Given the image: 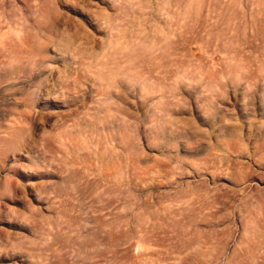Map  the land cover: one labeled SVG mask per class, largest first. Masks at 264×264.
Listing matches in <instances>:
<instances>
[{
    "label": "rangeland",
    "instance_id": "rangeland-1",
    "mask_svg": "<svg viewBox=\"0 0 264 264\" xmlns=\"http://www.w3.org/2000/svg\"><path fill=\"white\" fill-rule=\"evenodd\" d=\"M0 54V264H264V0H0Z\"/></svg>",
    "mask_w": 264,
    "mask_h": 264
},
{
    "label": "bare ground",
    "instance_id": "bare-ground-1",
    "mask_svg": "<svg viewBox=\"0 0 264 264\" xmlns=\"http://www.w3.org/2000/svg\"><path fill=\"white\" fill-rule=\"evenodd\" d=\"M3 36V35H2ZM19 38V37H18ZM8 40V39H7ZM0 56H1V54H0Z\"/></svg>",
    "mask_w": 264,
    "mask_h": 264
}]
</instances>
